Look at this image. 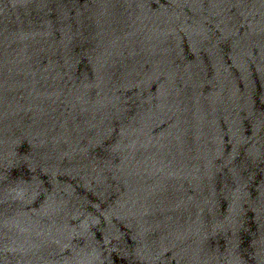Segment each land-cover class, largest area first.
<instances>
[{"label":"water","instance_id":"95a60500","mask_svg":"<svg viewBox=\"0 0 264 264\" xmlns=\"http://www.w3.org/2000/svg\"><path fill=\"white\" fill-rule=\"evenodd\" d=\"M0 264H264V0H0Z\"/></svg>","mask_w":264,"mask_h":264}]
</instances>
